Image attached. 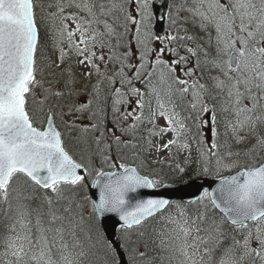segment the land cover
I'll return each mask as SVG.
<instances>
[{
  "label": "snow or ice",
  "instance_id": "obj_1",
  "mask_svg": "<svg viewBox=\"0 0 264 264\" xmlns=\"http://www.w3.org/2000/svg\"><path fill=\"white\" fill-rule=\"evenodd\" d=\"M0 264H264V0H0Z\"/></svg>",
  "mask_w": 264,
  "mask_h": 264
}]
</instances>
